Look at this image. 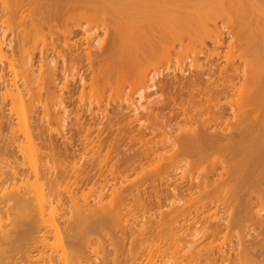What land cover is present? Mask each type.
Returning <instances> with one entry per match:
<instances>
[{
  "label": "bare ground",
  "instance_id": "6f19581e",
  "mask_svg": "<svg viewBox=\"0 0 264 264\" xmlns=\"http://www.w3.org/2000/svg\"><path fill=\"white\" fill-rule=\"evenodd\" d=\"M177 42L209 59L196 53L189 74L179 66L159 81ZM226 43L240 60L215 64ZM112 101L127 111L113 116ZM27 104L41 109L37 137ZM7 111L24 139L11 137V177L0 180V244L11 245L0 264H264V0H0V127ZM95 144L120 156V189L86 157ZM41 178L52 192L72 182L101 193L75 200L59 227V194ZM132 207L153 214L138 257L116 236ZM103 238L113 257L98 261Z\"/></svg>",
  "mask_w": 264,
  "mask_h": 264
},
{
  "label": "rangeland",
  "instance_id": "374dc122",
  "mask_svg": "<svg viewBox=\"0 0 264 264\" xmlns=\"http://www.w3.org/2000/svg\"><path fill=\"white\" fill-rule=\"evenodd\" d=\"M221 12L225 13V10H222ZM228 30H230V28ZM79 36H76L75 39L79 38ZM56 46H58V49H61V50L64 49L62 44H56ZM176 46H177L176 48H178V49L181 48L180 50L182 52L180 50H178V49H175V50L172 51L173 63H171L170 65L168 64L167 66H170V67L164 68V70H162L163 69L162 68L161 71H159L158 74H156V79L157 80L163 81V80H167L169 78H173L174 75H176V73L177 74L179 73L178 71L181 69V67L183 68L184 71H186L185 73L189 74V72L192 70V64H193V62H191V61H192V59H193V57H194V55L196 53L198 54L199 61L202 62V63H205L206 60L209 59L208 55L206 54V52H200V46H198L195 42L186 43V44H184V46L180 45L177 42ZM180 46H182V47H180ZM52 47H53L52 45L47 47L49 49L48 52H44L43 51L44 58H45L46 54H48L50 56H54L55 55L54 51L52 50ZM44 48L45 47H43V49ZM176 50L178 52H181V55H182L180 57V59L177 58L179 63L176 60L177 54L174 53V51H176ZM40 51L41 50H38V49L36 50L35 59H34L35 67L37 69H39L40 65H42V64L44 66L43 68H45V61L41 60L42 58L40 56ZM217 51H219L220 54L219 55L215 54L210 59H212L215 64L219 63V64H222V65L225 63V57L226 56H229L231 58V62L230 63L234 64V63H237L240 60V55L242 54V48L237 43L236 44L233 43L230 47H228L227 43H226V44L222 45L221 47H219ZM175 61H177L178 64H176ZM179 66H180V69H179ZM15 67H16L17 70L20 68L19 66H15ZM185 73H183V74H185ZM132 95H133V98L136 101L138 99V95L134 94V93H132ZM115 103H117V102L112 101L111 104L109 105L110 112L112 113L113 116L117 115L118 113H122V112L125 113L127 111L126 105L124 103H123L124 105L122 107L123 109H121V111L118 110L117 107H115V105H116ZM26 111H27V113L29 115L33 116V118H32L33 121H32L31 126L29 127V130L32 132L33 136L37 137L38 128H39V118L38 117L40 116L41 109H39V108L37 109V108L31 107V106H29L27 104ZM6 114L7 115L9 114V116L7 117L9 119L8 122H11L13 124V126L10 129V124H8L7 119L5 118L4 121L2 122V126L0 127V148L5 147V149L7 150L6 154L0 153V178H1L0 180H2L3 177L6 178V179L11 177V175H10V173H11V137L16 136L19 141L24 139L23 138L24 137V133L22 132L23 131L22 128L20 129L18 126H14V123L16 122V120H15V115H14L13 111H9V112L7 111ZM57 138L59 139V141L63 140V139H60L61 138L60 135L57 136ZM38 140L39 139H37V141ZM68 148H69V152L72 155H75V156L79 157V155L81 154L80 152H81L82 149H81V147H78V143L77 142H73V144H70ZM86 157H94L96 159V161H98L100 163V165H99L100 167L102 166V167L105 168V170L106 169L108 170L107 171V176H108V179H109V182H108V186L109 187H108V189L110 188V190H111L112 187L115 186V185L120 189L119 186H120V181L122 179H121V177L119 176V174L117 172L118 163H119L118 160L120 159V156L116 155L115 152H110V151L108 152L107 148L105 146L99 147L97 144H95V147L93 149H92V146H90L89 153H88V155ZM39 164H40V162H39ZM1 174H3V175H1ZM133 178H138V176L134 175L132 177V179ZM28 179L30 180V182H32L34 180V177L32 176V177H30ZM39 183H44V187L46 188L45 191H48V190L51 191V189H50L51 186L49 185L48 180L41 178L39 180ZM57 188L58 187H56V189L53 188V191L54 192L57 191L56 196H57V194H59V196H57V197H58V201L59 200L60 201L58 202L56 200L57 197H55V194H54L55 201H57V202H54L55 203L54 205L56 207L55 211H57V212H54V214L57 213L56 214V223L57 224L59 223L58 224V225H60L59 227H61L63 225V223L65 222V219H67L68 216H70L71 210L73 208L72 207L73 206V202L75 200H77V201H79V203H81V201L85 198V196L86 197L88 196L87 200L89 199L88 201L90 202V204H92V203H94L95 198L96 199L98 198V196H99L98 194L101 193L100 192L101 188L94 187L95 189H90V187L82 186L81 184H75V183H72V182L69 183V184H65L64 183L61 187L58 188L59 190ZM105 190H104V192L107 191V190L106 191ZM54 192L51 191V193H54ZM147 192L148 193H153L152 188L148 187L147 188ZM1 206H2V204H0V209H1ZM139 210L136 209V208H133V207H132V209L130 208V211L128 212V214L126 216V218H128V222H127L128 225L126 226L127 228H125V231H122V232H121V229H120V231H118L117 234H116V236L118 235L119 237L120 236L122 237L124 235V237H126V239H127L126 242L128 241V243H130L132 240L134 241V247H133V252H132L134 256H137L139 254V252L142 250L141 249L142 247L139 246L140 245V238L142 236L141 234H139V233H141L140 229L144 228V227H141L142 226L141 223L149 220L150 216L153 215L152 212H150V211L146 212V210H142V209H141L142 211L141 210L139 211ZM3 217H4V214H3ZM191 221L192 220H190L188 222L191 223ZM215 221L216 220H214L213 222H215ZM147 223H148V221H147ZM189 223H188V225L193 226V229H195L194 228L195 226H197V228H199V227L202 228L204 226L203 224H205L204 221L203 222H200V221H198V222L194 221L193 222L192 221V224H189ZM121 226H123V225L121 224ZM143 226H145V225H143ZM190 226H188V227H190ZM44 228H45V230H47L46 228L50 229L51 226L50 227L49 226H47V227L45 226V227L41 228L42 231H43ZM186 228H187V226H186ZM49 229L47 231V234H46V231H45V234L48 237L47 239L49 240V241L47 240V243H50V244H48V246L49 245L50 246L47 249L48 250H52L51 246H53V245H51V244L53 242L55 243L56 240H55V237L53 235L54 234L53 230H49ZM51 231L53 232V234H52ZM208 231H210V230H208ZM207 232H205V230H204L202 232L201 236L203 235V233L206 234ZM38 234H40V233H38ZM206 235H205V237H206ZM94 237H95V235H94ZM202 237H204V236H202ZM104 239L105 238L101 239V241L99 240L98 242H96L95 243L96 245L94 244L95 250H94V248H92V250H94L95 257L97 258L98 261H100L103 257H106V258L113 257L112 254L109 255L111 253V250H112V247H110L112 242H111V240H108V239H107V242H106V239L105 240ZM216 240H217V238L214 240V242ZM236 240L237 239L234 238V241H236ZM31 241H33V240L31 239ZM31 241H28V242L31 243V245H32ZM109 241L111 243H109ZM220 241L221 240H219V238H218V240L215 243H213V244H215V246H216V245H218L220 243ZM22 242L26 243V244H29V243H27L25 241H22ZM19 243H20V241H19ZM35 243H36V241L33 244L34 245H42L41 242H39V244L38 243L35 244ZM15 244H16V246H19L18 243H15ZM231 244L232 243H230V241H227V243L225 245V248L228 249L231 246ZM8 246H9L8 244H0V256H3L4 252H6L7 250H8L7 254H9L11 252V251L9 252V250H11V245L9 247ZM6 248H8V249L6 250ZM54 249H55V247H54ZM90 250H88V251H90ZM109 250H110V252H109ZM118 255H120V254H118ZM108 256H110V257H108ZM5 261H7V260H5Z\"/></svg>",
  "mask_w": 264,
  "mask_h": 264
}]
</instances>
